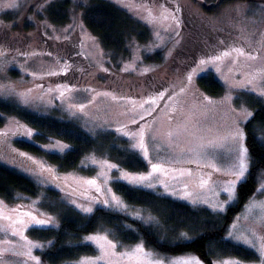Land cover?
Segmentation results:
<instances>
[{
    "label": "rangeland",
    "instance_id": "1",
    "mask_svg": "<svg viewBox=\"0 0 264 264\" xmlns=\"http://www.w3.org/2000/svg\"><path fill=\"white\" fill-rule=\"evenodd\" d=\"M57 1L0 0V97L39 115L72 121L94 137L115 132L128 138L130 148L148 167L131 171L91 152L77 169L60 171L17 145V139L35 141L37 131L6 115L0 126V163L33 178L42 192L37 197L20 195L14 203L0 198V264H46L40 251L49 242L32 239L29 230L60 225L58 214L42 207L49 187L60 190L68 204L86 214L104 206L145 223L157 219L144 207L128 204L115 191V180L218 212L237 205L240 186L251 168L245 124L253 110L236 99L246 92L264 98V1L173 0L171 6L163 0H108L148 26L152 34L147 42L131 37L126 56L108 51L85 24L84 6L89 0H71L70 20L62 24L53 22L47 12ZM218 4L216 11H206ZM181 7L206 17L217 30L235 32L238 41L227 38L226 48L199 56L192 64L193 57L177 60V50L187 49ZM76 40L91 69L75 58ZM186 49L182 56H188ZM157 54L163 59H156ZM70 57L79 77L73 69L69 72ZM209 72L223 84L221 95H209L201 88L199 78ZM63 74L65 78H57ZM150 75L156 78L148 82ZM134 78L142 81L137 84ZM160 84L163 92L155 91ZM141 141L144 148L139 147ZM39 145L48 152L70 148L56 138ZM133 177L148 179L132 181ZM91 180L96 183H88ZM227 237L254 250L260 260L228 256L212 264H264V169L255 191L229 225ZM83 242L95 245L98 252L64 264H178L192 258L210 264L192 252H159L144 240L124 244L106 230L86 234Z\"/></svg>",
    "mask_w": 264,
    "mask_h": 264
},
{
    "label": "trees",
    "instance_id": "2",
    "mask_svg": "<svg viewBox=\"0 0 264 264\" xmlns=\"http://www.w3.org/2000/svg\"><path fill=\"white\" fill-rule=\"evenodd\" d=\"M163 1L166 5H174L173 0ZM71 6V0L51 3L47 9L48 16L55 23H66L71 17ZM215 6L206 8V11H216L221 4ZM84 7L85 24L101 39L108 51L126 56L131 37H136L141 42H147L152 37L148 26L111 1L89 0ZM180 15L184 22L186 21V25L183 26L188 31L184 43L188 56H182L185 49H179L176 52L177 60L183 57V60L187 61L186 58L193 57L189 60L192 64L199 56L226 48L227 38L229 41L237 40L235 32L217 30L206 17L190 13L184 7L180 8ZM77 54L79 60H82L80 62L91 69L80 49ZM156 59L162 60L163 55L157 54ZM69 63L71 69L73 61L69 59ZM65 76L66 74H63L57 78ZM155 78L154 75H150L151 80L147 81ZM135 81L140 84L142 80ZM199 84L207 94L213 96L221 95L225 90L213 72L202 75ZM163 87L164 85L160 84L154 88L157 92H163L161 90ZM164 93L168 95L169 92ZM243 95L237 97V103H242L238 100L244 101L253 110L252 116L245 124L251 168L247 180L240 186V200L237 205L230 207L226 212H218L206 206H193L125 181L115 180L113 182L115 191L128 204L144 207L157 219V223H145L129 214L104 206L98 207L92 214H86L68 204L60 190L49 187L45 191L47 195L43 199L42 207L58 214L60 225L32 227L29 230L32 239L49 242L46 248L40 251L43 261L46 264H64L82 256L95 255L98 252L96 246L83 242V239L86 234L100 230L109 231L116 240L124 244L144 240L147 246L162 253L176 255L196 253L210 264L214 259L228 256L244 261L260 260V255L254 250L227 237L229 225L239 211L241 203L248 200L255 191L264 169V98L250 92ZM6 115L16 116L37 131L35 141L17 139V145L44 157L60 171L77 169L81 160L91 152L107 156L131 171H143L148 167L147 161L130 148V140L119 137L115 132L94 137L72 121L39 115L0 97V126L5 124ZM54 138L69 143L70 148L63 153L48 152L39 145ZM41 192L42 187L33 178L0 163V198L14 203L20 195L37 197Z\"/></svg>",
    "mask_w": 264,
    "mask_h": 264
},
{
    "label": "snow or ice",
    "instance_id": "3",
    "mask_svg": "<svg viewBox=\"0 0 264 264\" xmlns=\"http://www.w3.org/2000/svg\"><path fill=\"white\" fill-rule=\"evenodd\" d=\"M249 115H251V114L249 113ZM237 135L240 138H242V136H243L242 132H239V131L237 132ZM139 147L144 148L143 141H141ZM245 151H246V149H245ZM108 167H115V166L114 165H109ZM153 171H157V166L156 165H153ZM243 174H244V167H243V165H241L240 176H243ZM124 179H128V177H124ZM131 179H132V181H143V180L148 179V177H133ZM88 183L95 184L96 182H95V180H91V181H88ZM226 191H227V189H226ZM113 200L115 201L116 206L122 207V202L121 201H119L115 197H113ZM86 211H90V209H86ZM88 239H90V240H98L100 238H98V237H89ZM136 251L137 252H141V251H143V249L142 248H137ZM178 264H201V262L199 260H197L196 258H192L190 261H180V262H178ZM224 264H230V262H224Z\"/></svg>",
    "mask_w": 264,
    "mask_h": 264
},
{
    "label": "flooded vegetation",
    "instance_id": "4",
    "mask_svg": "<svg viewBox=\"0 0 264 264\" xmlns=\"http://www.w3.org/2000/svg\"><path fill=\"white\" fill-rule=\"evenodd\" d=\"M77 42H76V45H75V48H74V50L72 49V52H75V58L76 57H79L78 56V54H77V52H78V50L80 49V44H79V42H78V40H76ZM78 49V50H77ZM70 59H71V57H70ZM77 59V58H76ZM72 60V59H71ZM78 60V59H77ZM76 60V61H77ZM74 61V60H73ZM71 69H73V67H71ZM71 69H69V72H70V70ZM74 70V72H75V75H76V77H79L80 76V74H79V70L78 69H73Z\"/></svg>",
    "mask_w": 264,
    "mask_h": 264
}]
</instances>
